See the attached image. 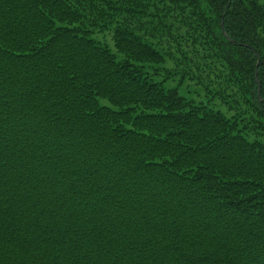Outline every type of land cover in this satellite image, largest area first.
I'll return each instance as SVG.
<instances>
[{
	"label": "trees",
	"instance_id": "16d2710c",
	"mask_svg": "<svg viewBox=\"0 0 264 264\" xmlns=\"http://www.w3.org/2000/svg\"><path fill=\"white\" fill-rule=\"evenodd\" d=\"M0 264H264V0H0Z\"/></svg>",
	"mask_w": 264,
	"mask_h": 264
},
{
	"label": "rangeland",
	"instance_id": "374dc122",
	"mask_svg": "<svg viewBox=\"0 0 264 264\" xmlns=\"http://www.w3.org/2000/svg\"><path fill=\"white\" fill-rule=\"evenodd\" d=\"M97 38L101 39V40H107V42H109V44L113 48V42H112V39H111V35H109V34L106 35V38L103 37V35H100V36H97ZM171 44H173L174 45L173 48H175V46H176L175 43H171ZM201 63H203V62L201 61ZM167 67L168 68H174L173 62H169ZM168 85L170 87H172V86L174 87V86L177 85V81L176 82H170ZM185 88H186V90H188V91L193 93V96L196 98V100L208 101L207 97H206V92L202 88L196 86L194 82H191V81L187 82L185 84ZM215 102H218V100L215 99Z\"/></svg>",
	"mask_w": 264,
	"mask_h": 264
}]
</instances>
